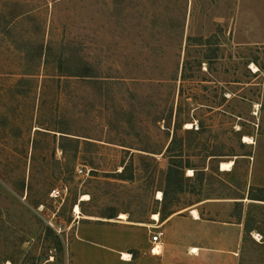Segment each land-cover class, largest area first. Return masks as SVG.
Listing matches in <instances>:
<instances>
[{
	"label": "rangeland",
	"instance_id": "obj_1",
	"mask_svg": "<svg viewBox=\"0 0 264 264\" xmlns=\"http://www.w3.org/2000/svg\"><path fill=\"white\" fill-rule=\"evenodd\" d=\"M197 206L264 264V0H0V264H136Z\"/></svg>",
	"mask_w": 264,
	"mask_h": 264
},
{
	"label": "crops",
	"instance_id": "obj_2",
	"mask_svg": "<svg viewBox=\"0 0 264 264\" xmlns=\"http://www.w3.org/2000/svg\"><path fill=\"white\" fill-rule=\"evenodd\" d=\"M194 210L197 216H194ZM200 211V207L197 206L160 219L164 233L161 242L154 248L155 253H144L134 262L136 264H237L238 245L242 236L240 222L232 219L228 221L219 218L220 216L207 217ZM172 222L175 226L170 228ZM186 225L193 227L187 228ZM193 248H196V251H192ZM121 260L129 262L131 257L129 260Z\"/></svg>",
	"mask_w": 264,
	"mask_h": 264
},
{
	"label": "trees",
	"instance_id": "obj_3",
	"mask_svg": "<svg viewBox=\"0 0 264 264\" xmlns=\"http://www.w3.org/2000/svg\"><path fill=\"white\" fill-rule=\"evenodd\" d=\"M75 70L76 71H74L73 75H80V76H92L91 74L93 72L92 67H90L89 64H85L84 66L82 65L81 67H79V69H75ZM174 140L175 139L172 138L171 142L169 143V145L166 148V151H168L170 153L173 151ZM187 164H184L180 155H174V154L170 155V162H169L166 177H165L164 195L167 194V190L169 188H173L176 190L182 189L183 178H184V169L186 167H189V165H187ZM124 170H125V167L118 173V176L120 178L124 177ZM129 178H131V177H129ZM254 199H258V198H254ZM114 216H115V214L110 213L108 217L112 218Z\"/></svg>",
	"mask_w": 264,
	"mask_h": 264
},
{
	"label": "built area",
	"instance_id": "obj_4",
	"mask_svg": "<svg viewBox=\"0 0 264 264\" xmlns=\"http://www.w3.org/2000/svg\"><path fill=\"white\" fill-rule=\"evenodd\" d=\"M79 172H82V169H78ZM50 196L53 198H58L61 196V190L59 188H53L52 191L50 192ZM163 232L157 231L153 232L152 235L150 236V242L153 244L151 248V252H154V248L161 242V236Z\"/></svg>",
	"mask_w": 264,
	"mask_h": 264
},
{
	"label": "bare ground",
	"instance_id": "obj_5",
	"mask_svg": "<svg viewBox=\"0 0 264 264\" xmlns=\"http://www.w3.org/2000/svg\"><path fill=\"white\" fill-rule=\"evenodd\" d=\"M244 140L249 141L250 137L244 136ZM220 165H221L222 170H227V169L231 168V166L233 165V161H222ZM159 194H161V193L159 192ZM74 209L76 212H79V205H75ZM193 213H194V216L195 215L197 216V212L195 210L193 211ZM122 215H124V214H122ZM153 218L158 219V214L154 213ZM192 251H196V248H193ZM124 255L126 256L127 254H124Z\"/></svg>",
	"mask_w": 264,
	"mask_h": 264
}]
</instances>
